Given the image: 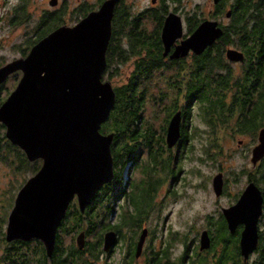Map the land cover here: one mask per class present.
<instances>
[{
	"label": "flooded vegetation",
	"instance_id": "obj_1",
	"mask_svg": "<svg viewBox=\"0 0 264 264\" xmlns=\"http://www.w3.org/2000/svg\"><path fill=\"white\" fill-rule=\"evenodd\" d=\"M50 1L19 0L11 6V14L14 12L16 20L27 25L23 32L29 34L21 49L27 48V51L17 57L25 56L32 44L51 30L62 25L73 26L87 6L80 0L74 4L72 0H55L54 4ZM156 2L150 0V7ZM219 5V0L212 1L205 12L200 10L202 16L198 15L199 20L194 25L182 13V6L176 11L169 10L180 16L182 34L174 38L167 49L160 40L166 13L158 30L162 63L157 68L177 69L181 75L143 77L138 87L144 101L143 111L145 104L151 103L155 110L162 112L161 125L156 127L152 123L150 128L142 126L135 130L138 133L152 131L151 137L141 134L121 137L129 141L122 151L123 167L118 171L113 164V178L101 184L83 212L74 194L57 224L52 251L59 245L68 253H52L49 257L44 252L47 258L44 264H264V47L241 50L227 46L219 50L215 45L220 35L201 53L189 49L185 55L171 56L202 20H214L222 29L229 25V16L220 14ZM21 8L23 14L19 11ZM138 26H142V21ZM254 42H260V38L254 36ZM227 49L239 52L240 58L230 60ZM198 56L208 59L206 64L220 61L215 75L200 79V83L207 86L205 89L211 91V99H220L216 107L209 106L207 101L198 104L187 94L192 78L185 73ZM3 63L6 61H1L0 66ZM20 74L15 71L7 79ZM207 106L211 110L207 115L211 121L204 115ZM186 109L189 110L187 120ZM177 112L178 137L168 146V123ZM198 120L200 127L195 124ZM132 130L124 129L125 132ZM197 131L200 144L192 137ZM146 138L152 142L145 144ZM198 148L196 162L200 165L191 168V154ZM111 155L114 156L112 150ZM192 176L197 179L192 181ZM192 187L202 188V192L199 191L204 199L200 202L201 212L188 200ZM14 199L10 200L11 206ZM87 211L95 214L96 219L79 225L78 216ZM105 214H113L114 220L104 221ZM172 215H176L174 221ZM7 216L1 241H4ZM70 225H73L71 231ZM246 229L249 238L254 237L249 252L243 251L240 244ZM80 231L84 233L81 248L77 247L75 238ZM63 233L72 234L73 243L64 245ZM107 233L113 235L104 248ZM4 243L8 248L12 244H36L44 250L38 239H13ZM62 258L64 263L57 262Z\"/></svg>",
	"mask_w": 264,
	"mask_h": 264
},
{
	"label": "water",
	"instance_id": "obj_2",
	"mask_svg": "<svg viewBox=\"0 0 264 264\" xmlns=\"http://www.w3.org/2000/svg\"><path fill=\"white\" fill-rule=\"evenodd\" d=\"M116 1L103 0L73 26L51 30L25 56L0 66V84L15 71L21 72L0 104L4 137L23 151L27 161H41L15 195L4 241L38 239L50 257L57 224L74 194L83 212L101 184L113 178L110 144L114 135L99 129L115 104V91L110 81L103 80V73ZM225 11L228 17L230 11ZM181 25L180 16L168 12L160 35L165 49L182 34ZM221 34L216 21L204 19L171 56L185 55L189 49L201 53ZM226 55L230 60L241 56L233 49H227ZM178 116V112L172 115L168 123V146L178 137ZM247 230L240 242L245 252L251 251L254 242ZM111 235H105L104 248ZM83 236L82 231L75 236L79 248L84 245Z\"/></svg>",
	"mask_w": 264,
	"mask_h": 264
},
{
	"label": "trees",
	"instance_id": "obj_3",
	"mask_svg": "<svg viewBox=\"0 0 264 264\" xmlns=\"http://www.w3.org/2000/svg\"><path fill=\"white\" fill-rule=\"evenodd\" d=\"M103 0H96L95 5H89L85 7L81 16H84L87 12L95 9ZM125 0L116 1L114 11L111 19V34L106 48L105 59L106 67L103 73V78H109L111 75L119 74V67L121 63L127 61L131 62L130 74L127 76L124 82L118 86H112L115 93V104L105 121L100 125V133L113 132L115 140L112 142L111 150L113 152V164L117 170H121L125 161L123 160L122 151L126 147L127 142L121 137L124 135L136 136L141 134L143 137H151L152 131H144L141 133L135 130L138 127L150 128L153 124L150 118H147L143 114V100L138 87L141 78H151L152 74L157 71V65H160V40L159 39V26H161L162 20L167 12L172 10H178L184 0H156V4L150 8H144L142 10L133 9V7ZM219 6L221 7L220 14H225V9L229 7L228 26H224L222 34L219 38V42L215 47L219 50L224 49L227 46L234 47L236 49L245 50L246 47L260 46L264 47V0H219ZM89 5V6H88ZM194 8V7H193ZM183 9V7H182ZM197 9V6H196ZM201 10V9H200ZM200 10L192 9L190 13L186 14L182 12L188 19L189 23L194 25L198 22V15L202 16ZM23 14L22 8L19 10ZM19 13V12H16ZM142 21V26L139 27L138 23ZM150 21L153 23V28L148 30L144 27L145 22ZM133 23V24H132ZM254 36L260 38V42H254ZM205 58V57H204ZM203 57H196L193 65L187 68L185 75L188 74L192 78L191 85L188 87L187 94L190 95L192 101L195 100L199 104L200 101H207L209 106L216 107L219 104L220 99H211V91L206 90V85L200 83V79L206 77L209 74L215 75L218 64L220 61H212L206 64L208 59ZM215 66V67H214ZM181 75V72L177 69L171 71V77L176 78ZM4 84V83H3ZM0 84V104L8 94V87ZM149 85V84H148ZM205 93H204V90ZM186 94V95H187ZM215 95V94H214ZM194 103V102H193ZM189 106V103H188ZM207 106L206 113L204 115H210L211 110ZM209 110V111H208ZM157 111L154 109L152 117L158 116ZM186 120L188 119L189 110L186 109ZM208 121H211L210 117ZM133 128L132 131L125 132L124 129ZM4 125L0 123V165H6L10 173L13 175H22L21 180H16L17 184L11 187V192H8L13 196V191L17 187L21 186L25 182V176L27 174L35 173L40 164V160L27 161L25 154L19 147L11 144L6 137H4ZM200 136V133L194 132L192 134L193 139ZM145 144H149L152 141L150 139H144ZM147 141V142H146ZM2 193L3 198L6 197ZM8 197V196H7ZM12 200V198H11ZM3 210V206L1 208ZM5 210L0 213V241L3 235V223L5 219ZM132 216V214H130ZM79 225L82 223L90 222L96 219V215L87 211L79 216ZM130 219L132 217H129ZM123 221L122 219L120 222ZM130 221V220H129ZM69 225V224H68ZM73 226V225H72ZM72 226H69L70 231ZM66 229V227L64 228ZM6 249V250H5ZM4 253L0 257V262L5 261L8 264H31L35 261L37 264L46 263V256L42 247L36 244H24L14 245L8 248L5 247ZM27 249L30 252L27 253ZM67 251L59 245L56 246L53 255H67ZM72 254V252H69ZM59 263H64L65 259H58Z\"/></svg>",
	"mask_w": 264,
	"mask_h": 264
},
{
	"label": "rangeland",
	"instance_id": "obj_4",
	"mask_svg": "<svg viewBox=\"0 0 264 264\" xmlns=\"http://www.w3.org/2000/svg\"><path fill=\"white\" fill-rule=\"evenodd\" d=\"M17 1L19 0H0V62L1 61H6L9 62L11 60H13L14 57H17L22 51L26 52L27 48L22 49L23 46H25V41L28 38L29 34L23 32L26 30L27 25L20 21L18 22L17 18L14 16V12L13 14H11L10 10L12 9L11 6H14V4L17 3ZM86 2L87 4L90 5H95L96 0H80V2ZM212 1L213 0H184L181 4V6L183 7V11L188 14L190 13V11H192V9L200 10L201 11H206L211 5H212ZM77 0H72V4L76 3ZM124 2H126L127 4L131 5L133 7L134 10H136V12L142 8H145L147 6L150 7V0H125ZM197 6V9H196ZM194 7V8H193ZM227 8V7H226ZM171 11L172 8L170 9ZM182 12V11H181ZM188 12V13H187ZM14 16V17H13ZM13 17V18H12ZM11 18V19H9ZM9 19V20H8ZM17 19V20H16ZM148 30L152 29L153 27V23H151L150 21H146L144 24ZM4 64V63H3ZM131 62L127 61L125 63H121L119 67V74L118 75H111L109 78H105L106 76H104L103 80H108L111 82L112 86H118L120 85L122 82L125 81V79H127V76L130 74V70H131ZM171 71H173V69L168 68V70H164V71H157L155 72L152 77H162V76H167V77H171ZM151 77V78H152ZM19 77L18 76H12L9 79H6L4 84L5 86L8 87L9 91L8 94L10 93V91L14 88V86L16 85L15 83H17ZM165 89V91L167 90V87H163ZM170 93V92H169ZM7 94V95H8ZM146 107L144 108L143 114L147 117L150 118L151 123L154 124V126L159 127L161 125L162 122V112L158 113V116H155L154 118L152 117V113L154 112V108L153 105H151V103H146L145 104ZM196 126H201L199 120L195 121ZM5 130V129H4ZM200 136H197L194 142H197L198 144H200ZM197 148V147H195ZM197 153H199V148L197 150H193L192 152V156H191V168H195L198 167L200 164L199 162H196V158H197ZM200 170V168H198ZM196 169V173L199 175L200 171ZM208 171H211L208 168ZM28 176H25V178L27 179L28 177H30V174H27ZM22 179V175H13L10 173L9 169L7 168L6 165H0V213H2V211L5 210L6 213L9 212L11 206V198H15L16 192L18 191L19 187H17V189L12 190L13 191V196L10 195L8 192H11V187H13L14 184L16 183V180H21ZM25 179V180H26ZM197 179V177L192 176V181ZM201 189H199L198 187H192L191 189V195L189 196L188 200H191L192 205H194L193 207H197L196 209H198L200 212L203 211L200 202H202L204 199L201 196L202 194L199 192L201 191ZM4 193V195H6L5 198H3L2 193ZM199 192V193H198ZM202 192V191H201ZM201 194V195H200ZM8 196V197H7ZM202 197V199H201ZM200 204V205H199ZM206 204V203H204ZM3 206V210L1 209ZM11 206V207H10ZM102 209L98 210L100 215L103 216L104 212L101 211ZM188 211V210H187ZM5 213V216H7V214ZM190 213V211H189ZM176 215H172V221H174V217ZM98 217V216H97ZM106 219H104V221H113L114 217L113 214H109L104 216ZM6 220V217L4 219V222ZM179 222V221H177ZM3 229V228H2ZM5 230V229H4ZM72 234L70 233H63L62 234V242L64 245H68L73 243V238L71 237ZM90 238H92L90 236ZM89 238V239H90ZM6 244L4 243V241H0V257L2 255V253H4ZM5 249V250H4ZM29 249H27L28 251ZM27 253L30 254V252L28 251ZM0 264H8L5 261H1ZM31 264H34V262H31Z\"/></svg>",
	"mask_w": 264,
	"mask_h": 264
}]
</instances>
